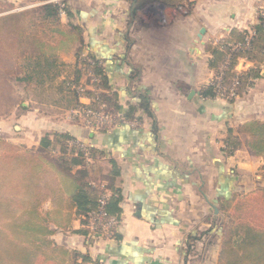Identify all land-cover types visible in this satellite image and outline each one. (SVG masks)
Wrapping results in <instances>:
<instances>
[{"label":"crops","instance_id":"0c3cea01","mask_svg":"<svg viewBox=\"0 0 264 264\" xmlns=\"http://www.w3.org/2000/svg\"><path fill=\"white\" fill-rule=\"evenodd\" d=\"M70 1L72 8L81 9L74 23L81 29L82 41L61 51L58 59L74 66L79 48L101 59L106 78L103 88L117 112L123 115L132 108L142 124L115 125L103 132L71 122L31 123L33 149L45 132H67L101 151L102 156L94 160L99 171H89L90 167L84 171L93 175L90 179L102 180L99 187L106 188L110 160L118 169L114 188L119 215L112 236L91 237L82 217L73 211L65 227L50 225V238L69 251L85 254L87 261L77 260L80 264H218V218L226 213L224 205L256 189L236 186L231 172L238 150L228 154L222 148L223 139L216 136L218 131L224 137L231 127L232 102L202 93L212 66L201 40L206 36L208 42V33L218 35L222 28L227 31L230 23L223 18L234 19V10L226 2L203 15L198 6L133 10L127 0ZM252 6L245 19L233 22L230 29L246 30L257 22L256 6ZM201 27L205 31L198 39ZM64 76L63 72L60 79ZM261 77L257 83L264 81L263 73ZM17 88L22 95L29 93L24 85L18 83ZM26 102L23 98L21 109H27ZM80 170L64 173L55 168L64 197L82 179ZM44 206L50 208L51 202ZM258 227L264 229L263 215Z\"/></svg>","mask_w":264,"mask_h":264},{"label":"trees","instance_id":"16d2710c","mask_svg":"<svg viewBox=\"0 0 264 264\" xmlns=\"http://www.w3.org/2000/svg\"><path fill=\"white\" fill-rule=\"evenodd\" d=\"M127 1L136 10L153 1L177 8L187 0ZM71 5L70 0H64L61 5L49 2L0 16V103H3V114L12 106L21 108L23 95L17 89L18 83L24 85L26 92L37 87L55 89L62 94L66 108L71 109L81 105L73 86L79 84L82 71H92L101 78L102 87L105 86L104 70L97 66L98 60L90 52L81 53L83 48H79L74 66L58 59L61 51L82 41L81 29L74 23V15L78 17L81 9ZM251 28L254 34L249 47L233 53L230 68L223 78L224 84L237 79L239 90L251 83L250 79L261 77L260 67L264 64V17H258ZM246 33L247 30L232 29L228 40L243 43ZM86 55L95 63L90 64ZM224 55V50L211 55L209 62L216 71ZM237 57H244L252 65L237 73L232 69ZM63 72L66 76L60 79ZM89 92V98L95 97ZM213 92L211 85L202 91L208 96H213ZM97 97L113 111L117 110L105 93H98ZM141 108L147 109L142 104ZM123 116L134 117L133 109L129 108ZM111 127L106 125L98 130L107 131L106 128ZM237 133L245 136L249 149L262 157L263 183L242 198L235 196L224 205L227 219L219 224L217 232L220 236L218 264H264V229L258 227L259 218L264 216V119L252 118L238 124ZM232 135V129L228 127L227 137L223 139L228 154H232L238 144ZM73 139L67 132H45L37 148L23 151L18 145L0 138V142L3 141L0 153V264H80L77 260L87 261L85 254L69 251L50 238L53 233L50 225L65 227L73 211L82 217L84 226L85 218L95 209L101 192L98 184L102 180L95 179L97 184H91L92 180L84 171H88L89 166L98 169L92 162L100 153L102 156V152L94 146L85 150L70 145L68 142ZM109 163L112 169L105 183L109 194L107 211L118 221L119 195L114 188L118 169L114 161ZM78 167L82 179L75 190L64 197L55 168L67 173ZM47 201L51 202L50 208L44 206Z\"/></svg>","mask_w":264,"mask_h":264},{"label":"rangeland","instance_id":"374dc122","mask_svg":"<svg viewBox=\"0 0 264 264\" xmlns=\"http://www.w3.org/2000/svg\"><path fill=\"white\" fill-rule=\"evenodd\" d=\"M63 1L64 0H0V16L10 13L11 11L12 12L20 11L23 9H29L31 7L34 8L41 4L49 3V2L58 3L61 5ZM123 1L127 3L126 0ZM221 2H226L227 7L230 6L232 7L235 13L234 19L231 20L230 17L229 19H227L228 16L224 17L223 19L224 20L226 19L230 23V25L227 23L225 26L227 31L222 28L220 34L218 35H216V33L213 34L208 33L210 35L209 41L206 42V36H204L201 41H203L204 43L202 49L203 50L205 49V51L207 50V52H209V56L212 55L213 52L220 53L222 50H224V54H225L224 58H225V56L227 55V53H229V50L231 48L228 44L232 42L228 40V37L232 29H236L234 27L230 29V26L234 25L233 22H235L236 24V22L242 21L241 19H245L246 15H248V13L251 11L250 9L254 8L252 4L256 6L255 7L256 16L260 17L259 11L261 7H264V0H194L192 2H188V1L183 2L182 4H180L179 7H183L184 9H190L193 8L194 6H198L199 10H201V13L203 15H207V13L212 10V8H215L216 4ZM8 4L11 5L12 7L10 6L3 8ZM150 4H158L155 5L157 9L161 7H165V9L174 8L171 6H166L159 1L147 2L141 8L146 9L149 7ZM227 11L228 8L225 7V12ZM83 19H87V16L86 15L83 16ZM227 25H229V27ZM237 26L239 27L238 24ZM207 27L208 29H210L209 24H207ZM84 50L85 49H83V51ZM237 50H243V49H236L232 52V55L230 57V63L229 65H226L224 69H222L224 59L220 63L217 71L215 70V68L214 69L212 68L211 77L207 80V83L204 87H208L209 85H211L214 90L213 97L216 98L217 100H221V101L228 100L232 102V106L230 110L233 111L234 116L233 118L228 119L229 121L228 125H231L230 128L232 129V134L234 135L236 142L238 143L237 147L234 149L233 152L237 150L238 151L236 152L237 155L233 161L235 165L233 167L234 171L231 172V175L236 180L237 183L236 186L245 190V189H250L251 187L258 188L257 183L263 180L262 169H261L263 160L261 156L255 154L252 150L249 149V147L246 144V137L243 136L242 134L237 133V129H238V124L243 123L252 118L264 119V81L262 83L259 82L257 83L256 81L257 78H262V77L259 76L256 78L254 77L250 79L252 81L251 83L244 85L242 90H239L238 81L237 79H234L231 82V84L237 81V87H235V95L233 96L224 95L226 93H229V87H230V85L224 84L223 81L224 74L230 68L233 58V53ZM83 51L81 53L87 54L86 50L84 52ZM203 52L201 50L200 54L204 55ZM81 55L82 54H80V56ZM86 56L89 57L88 55ZM211 57L212 56H210L209 59L207 58L208 61H211ZM98 61L101 62L100 63L101 69L104 70L105 69L104 62L101 59H99ZM251 65L252 63L246 60L244 57H237L235 66L232 67V69L237 71V73H240L241 71L245 70L247 67ZM260 71L261 73L264 74V64L261 65ZM84 72L86 73V77L85 74H83V76L79 80V84L77 86H73L78 92L79 101L81 103L84 102V99L87 103L88 101L87 99H89L90 97L89 91H91L94 94L95 89L99 90V93H102L104 91L103 93H105V95H108L107 90H105V88L102 87L100 77L99 79L97 77L92 79L91 75L89 76L90 70H86ZM221 72H223V74ZM87 73L89 78L87 77ZM91 74H93V72H91ZM221 74H222V78L220 80L219 77ZM218 79L220 80V83L219 84L217 83V86L215 87L213 83L219 81ZM23 98L25 101H27L26 103L28 104L26 110L25 109L23 110L20 107L12 106L11 108H9V110H7L3 114V103L2 104L0 103V138L1 139L5 138L7 141L18 145V147L23 151L28 149L27 148L28 145H30V148L33 149V147L31 146V138L33 136L32 135L33 133L30 130L31 123L41 122L45 124L50 121H53V123H55L56 125L57 124L62 125L63 122H71L73 125L83 127L89 131H95V130L98 131V129L106 125L115 126L121 124V123L120 124L116 123L118 122L117 118L119 117L117 115H119V112H117V110L113 111L112 107L109 104L107 105V103L103 102V100H102V103L104 105V107L102 108L103 111L100 110V113L98 114L97 117L102 120L96 122V118L91 117L93 115L86 116L78 109H75L77 110L76 112H73L74 109L71 110L67 109L62 94L56 91L55 89L37 87L33 91H29L28 94L23 93ZM89 103L90 101L87 104ZM111 111L116 113H112ZM134 118L139 119L140 117H138L137 114H135ZM20 119H22L23 121H20ZM139 121L142 124L141 118L139 119ZM106 130L108 129L106 128ZM226 134L224 137H227ZM222 135L223 134L218 133L217 131L216 136L221 141L222 139H224V137L221 138ZM70 141H77L82 143L83 148L85 150L93 146L91 143L87 142L86 140H78L74 138L73 140ZM70 141L68 142L69 144ZM2 143L3 141L0 142V153L3 151ZM222 144H223L222 148L225 149V147H227L226 144L224 142H222ZM89 169H90L89 171H93V169L91 168ZM96 171H99V169H97ZM90 177H93V175L92 176L90 175ZM91 180H92L91 184L92 183L97 184L95 179H91ZM221 214L222 215H220L218 218V221H220V223L226 220V213H221Z\"/></svg>","mask_w":264,"mask_h":264},{"label":"built area","instance_id":"2783aa9c","mask_svg":"<svg viewBox=\"0 0 264 264\" xmlns=\"http://www.w3.org/2000/svg\"><path fill=\"white\" fill-rule=\"evenodd\" d=\"M261 7V6H260ZM259 7V8H260ZM260 17H264V7L260 8ZM247 33L244 36V41L243 43H237V42H231L230 44H228L231 48L229 50V53H227V55L224 58L223 61V65H222V69H224L226 67V65H229L230 63V57L232 55V52L236 49H247L249 47L250 44V39L252 37V35L254 34V30L252 28L246 29ZM90 64H94L95 61L92 58H87L86 59ZM98 60V59H97ZM100 61H97V66H100ZM92 71L89 72V76L91 75V78H98V75H95L94 73L91 74ZM223 74V72H221ZM222 74L220 75V80L222 78ZM219 80V79H218ZM219 81H216V83L214 82L213 85L216 87L217 83H220ZM222 82V81H221ZM230 85L229 87V93H226L224 95L227 96H233L235 95V87H237V81H235L232 84H228ZM227 85V86H228ZM99 93V90L95 89V97L93 98H89L88 102L90 101L89 105L86 102H80L81 105L77 108L80 112L84 113L86 116H91L96 118V122H99L100 118L98 117V114L100 113V110H102V108L104 107L102 101L97 97ZM83 104V105H82ZM77 110H73V112H76ZM103 111V110H102ZM118 119V124H122V125H129V126H140L141 122L139 121V119L131 117V118H127L124 117L123 115L119 116ZM70 145L76 146L78 148H83L82 143L77 142V141H70ZM84 154L88 155L87 152H84ZM100 194L97 198V202H96V207L95 209L90 212L87 216V218H85L86 223H85V228L88 229L89 231V235L91 237H108V236H112V234L114 233L115 227L117 226V218L114 215H110L107 211V202H108V191L106 190V188L104 186H100Z\"/></svg>","mask_w":264,"mask_h":264},{"label":"water","instance_id":"95a60500","mask_svg":"<svg viewBox=\"0 0 264 264\" xmlns=\"http://www.w3.org/2000/svg\"><path fill=\"white\" fill-rule=\"evenodd\" d=\"M155 5H158V4H150L149 7L146 9L152 10V9L156 8ZM204 31H205L204 27H201L198 34H197L198 39L202 38V34L204 33Z\"/></svg>","mask_w":264,"mask_h":264}]
</instances>
